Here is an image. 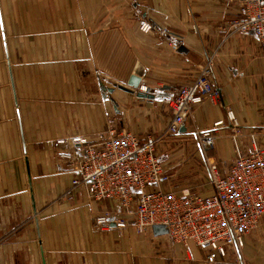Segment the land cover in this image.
<instances>
[{
    "label": "crops",
    "instance_id": "crops-1",
    "mask_svg": "<svg viewBox=\"0 0 264 264\" xmlns=\"http://www.w3.org/2000/svg\"><path fill=\"white\" fill-rule=\"evenodd\" d=\"M241 16L237 0H0L1 264H264V218L242 248L213 262L193 242L152 230L95 229L94 217L116 204L72 185L59 156L71 146L56 142L94 137L108 115L138 136L164 134L162 98L211 58L221 102L191 105L156 146L172 174L163 188L209 195L205 159L224 175L235 156L228 110L242 147L250 134L264 147V56L253 34L228 28ZM142 20L153 29L141 31ZM218 120L202 153L197 133Z\"/></svg>",
    "mask_w": 264,
    "mask_h": 264
},
{
    "label": "built area",
    "instance_id": "built-area-1",
    "mask_svg": "<svg viewBox=\"0 0 264 264\" xmlns=\"http://www.w3.org/2000/svg\"><path fill=\"white\" fill-rule=\"evenodd\" d=\"M237 1L242 16L228 20L227 26L232 32L253 34L264 56V0ZM151 29V22H140L141 31ZM212 67V59L208 58L192 81L176 86L162 98L171 113L162 135L138 136L108 115L104 129L94 137L75 135L56 141L71 146L59 156L74 174L72 185L85 187L94 200L116 204L114 209L94 217L95 229L131 227L145 233L154 225H163L172 242H193L207 250L206 258L213 262L242 248L246 235L258 228L264 218V147L255 144L252 134L250 148L242 147L241 130L229 110L226 116L235 156L224 175L215 162L205 159L212 192L203 196L188 188L176 192L162 186L172 174L157 155V143L165 135L178 133L191 105L204 100L214 105L221 102ZM139 88L146 90L144 86ZM223 124V120H218L211 128L197 133L202 153L214 146L215 127Z\"/></svg>",
    "mask_w": 264,
    "mask_h": 264
},
{
    "label": "water",
    "instance_id": "water-1",
    "mask_svg": "<svg viewBox=\"0 0 264 264\" xmlns=\"http://www.w3.org/2000/svg\"><path fill=\"white\" fill-rule=\"evenodd\" d=\"M138 84L139 78L137 76H132L128 82V85L133 86L134 88L138 87ZM118 87L127 90V88H124L122 85H119ZM152 232L154 235H163L167 233V229L163 225H154L152 226Z\"/></svg>",
    "mask_w": 264,
    "mask_h": 264
}]
</instances>
